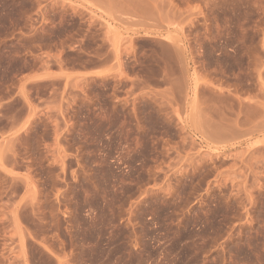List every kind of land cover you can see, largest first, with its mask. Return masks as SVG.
I'll return each instance as SVG.
<instances>
[{
	"label": "rangeland",
	"instance_id": "rangeland-1",
	"mask_svg": "<svg viewBox=\"0 0 264 264\" xmlns=\"http://www.w3.org/2000/svg\"><path fill=\"white\" fill-rule=\"evenodd\" d=\"M0 264H264V0H0Z\"/></svg>",
	"mask_w": 264,
	"mask_h": 264
}]
</instances>
